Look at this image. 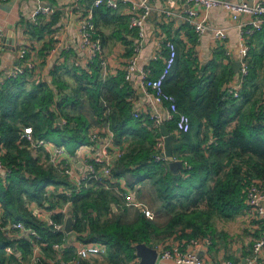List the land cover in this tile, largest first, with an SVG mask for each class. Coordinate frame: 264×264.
Returning a JSON list of instances; mask_svg holds the SVG:
<instances>
[{"label":"trees","instance_id":"trees-1","mask_svg":"<svg viewBox=\"0 0 264 264\" xmlns=\"http://www.w3.org/2000/svg\"><path fill=\"white\" fill-rule=\"evenodd\" d=\"M113 10L95 6V23L98 13L113 19ZM57 20L53 15L42 26ZM37 24L31 28L36 29ZM190 30L187 44L171 38L176 55L163 83L164 90L175 95L179 110L191 119L190 130L183 133L175 131L174 121L164 123L173 135L172 158L182 162L176 171L169 169L167 159H153L156 143L161 141L160 129L148 116L132 114L133 103L128 97L133 90L124 70L101 78V63L96 58L87 71L66 62L54 65L50 79L34 76L32 66L1 77L0 159L10 174L4 176L0 171V223L21 221L39 238L17 229H0V264H73L75 242L102 244L105 262L101 264H131L136 258V243L157 248L170 241L163 245L170 247L173 242L209 236L212 244L226 236L224 230L215 227L217 221H230L242 213L248 216L247 186L255 179L264 182V82L259 81L260 70L264 69V25L248 39V72L236 97L223 89L233 79L234 71L232 62L220 61L225 56L222 46L216 47L218 53L212 59L201 63L194 49L197 34ZM126 43L129 57L132 42ZM48 46L44 44V48ZM168 54L162 45L150 64L152 76L162 71ZM61 68L73 79L67 90L66 81L58 73ZM83 103L93 122H107L114 132V143L125 147L113 175L123 178L125 187L147 203L153 211L151 219L138 209L127 218L128 208H121L120 203L118 208L111 201L118 199L96 180L69 197L45 191L48 186L73 185L53 166L39 163L36 151L41 148L24 143L23 127L31 126L36 138H57L56 144L73 153L88 143L91 122L81 110ZM59 118L66 122L58 124ZM70 142L73 149L67 148ZM27 201L50 211V218L58 223L63 221L61 209L70 202L73 243L65 241L67 234L63 231H53L47 219L31 212ZM248 220L261 225L254 233L256 241L264 224L250 217ZM35 245L39 254L33 262ZM8 246L13 253L5 250ZM76 264L91 262L81 259Z\"/></svg>","mask_w":264,"mask_h":264},{"label":"built area","instance_id":"built-area-1","mask_svg":"<svg viewBox=\"0 0 264 264\" xmlns=\"http://www.w3.org/2000/svg\"><path fill=\"white\" fill-rule=\"evenodd\" d=\"M7 0H0L5 2ZM81 0H74V6L79 9ZM165 4L164 12L167 15L174 14V8L177 4H185L183 10L178 14L179 17L186 23H188L193 31L197 35L205 33L207 30L214 36V39L219 41H225L227 39V30L225 28L210 27L208 23L207 10L211 7H222L229 11L233 18L246 13L252 16V19L247 22L238 24V59L240 62L238 75L233 79L225 83L223 86L224 91L228 95L234 97L238 96L241 89L245 75L248 72V39L249 37L259 31L264 25V0H161ZM36 5L30 13V22L32 24L37 22L40 15H51L55 12V7L45 3L43 0H35ZM120 4H125L128 11L129 27L136 31V39L132 41V53L128 57L126 66L124 67L125 78L129 79L131 74L135 71L139 73L140 90L146 95L154 105V110L149 112L139 113L133 109L132 114L137 117L140 115L148 116L158 127L160 124H164L166 121L175 122V131L177 133L187 132L191 128L190 116L179 110L177 105V99L175 95L168 93L164 90L163 83L169 70L171 69L175 55L176 45L168 38L160 41V47L150 60L156 59L162 49V45L165 46L169 54L164 58V66L162 71L157 76H152L150 61L148 60L142 67L138 66L139 63V51L141 49L142 41L145 39V23L150 13V5L147 0H92L91 3L84 8L82 21L78 26L80 45L84 48L85 58L83 61L76 62L75 65L81 67L84 70L89 69V64L96 58L100 59L101 66L105 64L103 42L100 35L97 33V27L95 24L93 8L95 6L103 5L112 9L118 8ZM202 7V13L198 10ZM4 27L0 23V48L3 43ZM55 52V48L47 50V55H52ZM25 48L17 51V57L23 60L26 56ZM230 50L227 48L225 51V58L229 62ZM27 64H15L11 71L7 75H15L22 72L24 66ZM1 82V81H0ZM264 111V103H263ZM107 112V110H106ZM64 119H59L58 124H64ZM88 140L91 142V148H88V152L77 159L76 156L69 155L67 149L63 145L56 144L47 138H36L33 134L31 126H24L22 130L21 138L24 143L34 147H40L48 154L51 166L60 171L66 179L70 182L72 187H57L53 188L48 186L45 191L47 193L52 189L55 193L65 194L67 197L73 193H78L84 187L90 185L92 180L99 181L103 186L111 190L117 199H120V207H136L141 209L140 211L147 218L153 217V211L143 202L136 200L131 194L130 190L125 187V183L122 179L114 177L113 169L118 159L124 154L125 147L118 146L114 143V132L110 129L107 122H103L100 125L89 127L87 131ZM3 153V149L0 148V155ZM155 161L166 159L164 154V141L161 136V141L156 143V150L153 154ZM77 164H80L82 168H78ZM0 171L4 176L10 174V169L6 167L0 159ZM246 202L249 206L248 216L253 220H261L264 224V182L258 179L251 180L247 186ZM70 202H67L61 210L63 215V221L58 223L54 222L50 215L46 216L48 224L52 226L53 231H63V222L67 215L65 206H68ZM0 229H17L19 231H25L39 238V235L30 227L25 226L21 221L12 222L9 221L6 225H1ZM211 244V238L209 236L192 237L183 242H173L170 247H157L158 256L156 263L161 261L173 260L176 264H214V262H205L203 258L198 255V250L201 247L209 246ZM264 246V231L262 235L253 243L252 252L249 255L247 262L256 263L258 261V254ZM38 246L35 245L34 251L38 250ZM5 250L8 253H13L11 247H6ZM105 247L99 243H78L76 246L75 256L71 260V263L76 264L81 259H88L93 255L104 254ZM37 256H32V261L37 260ZM131 264H138V259L135 258L131 261Z\"/></svg>","mask_w":264,"mask_h":264},{"label":"crops","instance_id":"crops-1","mask_svg":"<svg viewBox=\"0 0 264 264\" xmlns=\"http://www.w3.org/2000/svg\"><path fill=\"white\" fill-rule=\"evenodd\" d=\"M43 1L49 5H53L55 12L51 15H40L37 22L34 23H38L36 29L31 28L33 25L29 19L30 13L36 5L35 0H7L0 2V23L4 27L3 43L0 48V81L1 77L7 75L17 63H30L29 66H32L34 76L50 79V70L54 65H62L65 62L67 65H71L83 61L85 58L84 48L80 45L78 26L82 21L84 8H87L91 0H81L79 9L77 6H74V0ZM147 2L150 5V13L145 23V39L142 41L139 51V67H142L148 60L150 61L149 64H151L153 60L150 59L157 54L162 39L176 38L187 44L189 27L191 28L190 31L194 32L192 27L178 15L185 7V4H177L174 8V14L167 15L164 12L165 4L161 0H147ZM198 10L202 13V7ZM113 13L114 18L111 20H107L104 15L98 13L95 23L103 42V55L104 59H106L105 64L101 66V78L116 75L119 71L124 70L128 60L126 53L128 45L126 42H132L136 39L137 35L136 31L129 27L128 11L125 4H120L118 8L113 10ZM207 14L209 26L225 28L227 30V39L225 41L214 39L209 30L201 35H197V43L194 49L199 62L205 63L212 59L214 54L218 53L216 47L219 45L222 46L224 52L227 48L230 50L231 57L229 59L231 62L238 59V24L250 21L252 16L243 13L233 18L230 12L222 7H211L207 10ZM53 15L58 20L53 24H49L48 27H43L42 25L50 21ZM30 28L32 33L29 30ZM46 43L49 46L44 48V44ZM22 48H25L27 54L23 60H20L17 57V51ZM52 48H55V52L52 55H47V50ZM220 61L226 64L229 60L225 56H221ZM58 73L66 81V90L69 89V85L73 84L71 74L67 73L64 68H61ZM127 81L133 90L132 95L128 97V100L133 103V109L139 113L154 110L155 107L151 100L140 90L138 71L133 72ZM87 110L86 103H83V113H85V116L91 122L90 127L100 125V123L91 120L89 110ZM91 146L92 144L88 140L87 144L79 146L73 153L67 151L71 157L73 155L79 159L88 152V148H91ZM77 167L82 168L80 164H77ZM120 179L124 181L123 178ZM129 190L136 200L142 202L133 190ZM111 193L115 196L112 191ZM111 201H115L116 204L120 203V199L116 200L112 198ZM27 207L40 218L45 219L46 216L50 215V211L45 210L35 201H27ZM113 207H115L113 211H116V206ZM65 208L68 211V206H65ZM136 209L140 211L136 207L128 208L126 217L131 218ZM243 216H246V213H242L236 217ZM243 220L245 222V217ZM244 222L241 224L242 227H237L236 230L222 229L226 232L225 238L221 237L209 246L205 245L201 247L198 250V255L203 258V261H212L214 264H253L248 263L247 259L252 252L250 248L252 249V245L256 239L254 233L259 231L261 225L257 222L249 223L248 219ZM65 241L70 244L74 240L67 234ZM168 242L170 241L165 242L163 245ZM75 243L76 251L78 243ZM163 245L160 247H163ZM38 251L39 249L33 251V255L37 256L39 254ZM88 259L91 264L105 262L104 254L93 255ZM158 264L176 263L173 260H165ZM254 264H264V246L258 254V261Z\"/></svg>","mask_w":264,"mask_h":264},{"label":"water","instance_id":"water-1","mask_svg":"<svg viewBox=\"0 0 264 264\" xmlns=\"http://www.w3.org/2000/svg\"><path fill=\"white\" fill-rule=\"evenodd\" d=\"M232 68L234 75H238V70L240 66L239 60L232 61ZM59 120V119H58ZM160 133L164 141V154L166 159L169 161L168 166L171 171H176L178 168L182 167V162L180 160H175L172 158V137L173 135L168 132L165 124L159 125ZM115 209V207H113ZM141 210V209H140ZM73 216L70 211H67V215L63 222V231L73 238L72 231ZM135 256L138 258V264H155L158 256V250L155 247H151L144 242H139L133 245Z\"/></svg>","mask_w":264,"mask_h":264},{"label":"rangeland","instance_id":"rangeland-1","mask_svg":"<svg viewBox=\"0 0 264 264\" xmlns=\"http://www.w3.org/2000/svg\"><path fill=\"white\" fill-rule=\"evenodd\" d=\"M259 81H260V83H263L264 82V69H261L260 70V74H259ZM81 110L83 111V106L81 105ZM91 116V120H93L92 119V114L90 115ZM48 139V138H47ZM52 139V140H51ZM49 140H51L52 142H57L56 140H57V138H55V137H51ZM54 140V141H53ZM54 142V143H55ZM67 148H69V149H73L74 148V143L73 142H70L68 145H67ZM36 154H37V157H38V159H39V163L40 164H42L43 166H50L51 164H52V162L50 161V159H49V156H48V154L47 153H45L44 152V150H42V149H38L37 151H36ZM145 199L147 200V201H149V198L146 196L145 197ZM144 202V201H143ZM146 203V202H145ZM147 204V203H146ZM117 205V204H116ZM37 206V205H36ZM118 206V205H117ZM118 208H119V206H118ZM244 217H245V222L247 221V219L249 218L248 216H243V217H236V218H234L233 220H230V221H226V222H224V221H222V222H220V221H217L216 222V224H215V227L217 228V230L219 231V230H222V229H224V228H228V229H234V230H236L237 229V227H242V222H244ZM244 222V223H245ZM65 233V232H64Z\"/></svg>","mask_w":264,"mask_h":264}]
</instances>
